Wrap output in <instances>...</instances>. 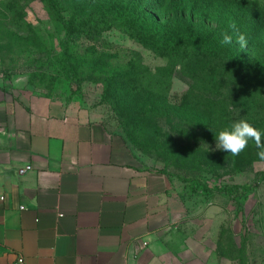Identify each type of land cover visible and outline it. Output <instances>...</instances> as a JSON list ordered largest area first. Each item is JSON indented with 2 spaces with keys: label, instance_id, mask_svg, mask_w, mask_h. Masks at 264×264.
Here are the masks:
<instances>
[{
  "label": "rangeland",
  "instance_id": "obj_1",
  "mask_svg": "<svg viewBox=\"0 0 264 264\" xmlns=\"http://www.w3.org/2000/svg\"><path fill=\"white\" fill-rule=\"evenodd\" d=\"M182 3L209 18L161 15V35L159 12ZM255 3L264 11V0H0V77L86 106L137 166L165 173L187 210L176 230L208 264H264V160L252 140L238 156L216 148L242 119L264 139V20L228 18Z\"/></svg>",
  "mask_w": 264,
  "mask_h": 264
},
{
  "label": "crops",
  "instance_id": "obj_2",
  "mask_svg": "<svg viewBox=\"0 0 264 264\" xmlns=\"http://www.w3.org/2000/svg\"><path fill=\"white\" fill-rule=\"evenodd\" d=\"M186 216L86 106L0 77V264H208L176 230Z\"/></svg>",
  "mask_w": 264,
  "mask_h": 264
},
{
  "label": "trees",
  "instance_id": "obj_3",
  "mask_svg": "<svg viewBox=\"0 0 264 264\" xmlns=\"http://www.w3.org/2000/svg\"><path fill=\"white\" fill-rule=\"evenodd\" d=\"M203 2L205 3L206 1H203ZM187 7L188 6H186L182 3L181 5L177 6L176 10L174 9V10H167L164 12H159L158 16L160 18H156L157 19L156 21L159 25L158 27H159V30L161 31V35H163L164 29L168 28V23L167 24L162 23V21H163L162 17L163 16L165 17L166 20H168V18L170 19V18L176 17L177 20L185 21L184 19H187L190 22H193L194 24L196 23V21L203 22L204 20H207V18H209L208 17L209 14H206L205 11L198 13V12L194 11L193 8H191L192 11L189 12ZM253 7L254 8H252L250 13L244 12L242 10L238 15L234 14V15L228 16V18H231L230 22H234L235 27H239V26H241L242 22L243 23L245 22L248 24V27L249 26L255 27V28H258V30H259L261 28L262 21L264 20V11L261 10V8L259 7V4H257V3H255ZM146 15H149V13L147 12ZM161 15H163V16H161ZM249 15H250V17H249ZM193 23H192V26L190 27L189 30L195 31L191 35V38L195 41V40H198V39L203 37L202 31H204V30L200 29L199 27L194 26ZM181 29H183V28H181ZM200 30H202V31H200ZM224 46H226L229 49L230 55L232 56L230 59L231 64H235V65L236 64H238V65L243 64L244 59L241 58V53L239 52V49L237 47H235L234 45H231V44H224ZM231 64H228L227 66H232ZM262 175L264 178V173Z\"/></svg>",
  "mask_w": 264,
  "mask_h": 264
},
{
  "label": "clouds",
  "instance_id": "obj_4",
  "mask_svg": "<svg viewBox=\"0 0 264 264\" xmlns=\"http://www.w3.org/2000/svg\"><path fill=\"white\" fill-rule=\"evenodd\" d=\"M232 27L235 28V24ZM236 42L241 48L247 46V40L243 34L237 36ZM222 43L231 44L232 37L225 35ZM249 140L254 141L255 147L259 150L257 156L264 160V139L261 132L243 119L234 122L230 128L219 131L216 136V148L231 153L232 156H238L247 148Z\"/></svg>",
  "mask_w": 264,
  "mask_h": 264
},
{
  "label": "built area",
  "instance_id": "obj_5",
  "mask_svg": "<svg viewBox=\"0 0 264 264\" xmlns=\"http://www.w3.org/2000/svg\"><path fill=\"white\" fill-rule=\"evenodd\" d=\"M29 169H30V167L21 169L20 170V173L23 174V173H25ZM146 244L147 243H145V245ZM11 264H27V261H26V258L23 255H19V256H17L16 260L13 263H11Z\"/></svg>",
  "mask_w": 264,
  "mask_h": 264
}]
</instances>
